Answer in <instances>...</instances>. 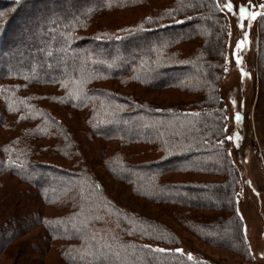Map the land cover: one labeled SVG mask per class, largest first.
Here are the masks:
<instances>
[{
  "label": "trees",
  "instance_id": "16d2710c",
  "mask_svg": "<svg viewBox=\"0 0 264 264\" xmlns=\"http://www.w3.org/2000/svg\"><path fill=\"white\" fill-rule=\"evenodd\" d=\"M159 1L0 0V186L4 176L27 186L23 198L13 200L22 212L4 223L0 244L5 248L32 226L41 227L33 242L20 243L29 264H43L50 247L59 264H224L193 249L177 253L179 233L111 197L82 153L93 148V163L136 196L168 204L186 232L214 243L203 232L220 235L227 226L234 246L226 248L245 262L256 260L243 229L241 175L231 156L232 145H247L239 97L246 89L253 93V82L233 93L240 120L232 116L230 132L224 125L221 81L231 12L217 0ZM261 5L264 0L257 9L245 7L259 17L256 116L264 92ZM120 13L133 18L118 24L114 16ZM255 18L240 20L253 26ZM20 26L23 36L15 38ZM48 57L54 61L49 68ZM112 84L170 88L193 98L167 105ZM233 135L239 139H229ZM177 171L220 181L166 178ZM204 202L218 212L200 213L211 209ZM42 205L58 213L42 211Z\"/></svg>",
  "mask_w": 264,
  "mask_h": 264
},
{
  "label": "rangeland",
  "instance_id": "374dc122",
  "mask_svg": "<svg viewBox=\"0 0 264 264\" xmlns=\"http://www.w3.org/2000/svg\"><path fill=\"white\" fill-rule=\"evenodd\" d=\"M171 0H160L159 2H170ZM220 6H223L224 3L231 2L233 4V11H231L230 20H232V32L230 30V35L226 45V55H225V65L224 73L221 81V90L226 94V106L227 114L224 116V125L228 129V132L235 127L234 122L232 121V116L237 113L235 112L237 107V101L233 104V93H235L237 88H240L241 91L249 87L250 84L254 85L253 93L249 94L247 89L245 90L246 94L239 97L240 103L243 101L245 104L242 109L243 112V124L242 130L243 135L245 136L247 142L246 146L242 148L239 144L232 145L231 147V156L236 163L239 173L241 175V193L239 199V210L242 213L243 218V229L246 234L247 242L249 243L251 251L256 254L255 261L245 262L240 259L236 254L230 251L226 246H234L231 243V235L229 234L230 228L225 227V231L219 235L216 233L203 232L210 241H215L210 243L208 240H203L198 238L182 229L177 222L175 221L174 214L170 211L168 204L155 203L152 200L136 196L132 193L129 187L121 182L120 180L114 178V175L106 170L102 164L93 163L90 159V155L93 152V149L84 150L82 153L86 157L87 164L96 172V175L102 180V184L108 190V194L117 199L121 205L133 210L138 213L146 215L148 218H152L154 222L163 223L168 226L175 232L179 233L181 237L178 246L183 251L197 250L204 256H208L212 259H219L221 263L224 264H264V92L263 95L259 98V115L256 116L254 113V103L257 99V94L259 91L260 78H259V68L257 64V54H258V42H259V30H258V15L254 19L252 26V21H249L250 24H242L237 13V7H251L254 9L258 7V1L262 0H217ZM153 2V1H152ZM5 7H0V10ZM50 14L56 16L57 11H49ZM129 14V13H128ZM126 14H118L115 17L116 23H124L133 18ZM258 17V18H257ZM114 22V21H113ZM245 22V21H243ZM247 22V21H246ZM22 26L18 30L14 29L15 38H19L23 32ZM250 31V35L248 34ZM48 32V31H47ZM247 33V40L240 49H236V42L238 40L244 39V34ZM23 36V35H22ZM26 37V35H25ZM23 37V38H25ZM25 40V39H23ZM39 45V44H38ZM186 50L190 46H184ZM37 49H40V45L37 46ZM236 53L240 57V63H236L235 56L233 53ZM117 59H122L117 56ZM1 59V57H0ZM4 60V59H2ZM1 60V61H2ZM46 66L49 68V65L54 64V61L48 57L45 60ZM6 64V63H4ZM227 69V71H225ZM241 69L244 72H247V76H242ZM264 85V80H263ZM113 88L120 89L117 85L112 84ZM249 89V88H248ZM122 91L136 90L140 96L146 100H152L157 103L164 104H178L177 99L186 98L187 101L193 97L188 98V96L183 95L180 91L164 88L161 90L148 91L136 86H130L126 89H120ZM239 94V93H238ZM237 100V99H236ZM237 107V108H236ZM236 108V109H235ZM259 120L261 127L258 126ZM142 131V129H141ZM146 158L145 156L138 158V160ZM137 160V161H138ZM47 180L50 179L46 175ZM165 178V176H164ZM166 178L171 180L181 181L182 183H196L195 179H207L212 181H220V178L217 175H201L189 171H177L174 173H169L166 175ZM40 180H38L39 182ZM27 186L23 182H18L15 178L11 176H4L1 179L0 186V237L4 235L3 226L5 222H13L12 218L16 213H21L20 206L14 204L13 200L19 202L20 198H23V195L20 196V191H22ZM15 191L17 193H15ZM16 198V199H14ZM23 201V199H22ZM208 206H211V209L199 210L203 214H215L218 212V209L215 207L212 202H204ZM27 205V204H26ZM36 205V204H35ZM37 206V205H36ZM31 208V207H30ZM42 211H47V213L56 214L58 210L52 209V207H45L42 205L40 208ZM197 211V210H196ZM156 220V221H155ZM15 221V220H14ZM27 222L26 224H28ZM3 227V228H2ZM210 227H213L210 226ZM38 225L32 226L27 233H24L22 236H19L17 239L9 242L7 246L2 247L0 244V264H29V260L25 259V252L21 251L20 253V243L33 242L36 239V236L39 233L43 232L42 228ZM3 234V235H2ZM210 237V238H209ZM4 238V236H3ZM185 238L187 240H185ZM192 250V251H193ZM43 264H59V258L54 251V247L47 248L46 253L43 254ZM36 261H39V258H35Z\"/></svg>",
  "mask_w": 264,
  "mask_h": 264
},
{
  "label": "snow or ice",
  "instance_id": "6c2138e0",
  "mask_svg": "<svg viewBox=\"0 0 264 264\" xmlns=\"http://www.w3.org/2000/svg\"><path fill=\"white\" fill-rule=\"evenodd\" d=\"M222 7H223V9H227L229 12H231L233 10V4L231 2L224 3ZM261 7H264V5H261ZM238 11H239V18L240 19H244L246 16L247 17H250V18H255L258 15V13L256 11L249 12L243 6L239 7V10ZM99 38L100 37H97V39H99ZM117 39H119V37H117ZM246 40H247V33L244 34V39L243 40H238L236 42V49L238 50V49L242 48ZM233 55L235 56L236 63L239 64L240 63V57L238 55H236L235 52L233 53ZM225 71H227V69H225ZM241 74H242V76H247L248 75L247 72H244L243 71V69H241ZM233 104H235V101H233ZM234 119L237 120V121L240 120V113L239 112L235 113ZM229 139H236V140H238L239 137L233 135L232 137H229ZM218 143H219V141H218ZM158 250L159 251H163V249H158ZM175 251L177 253H179V252H181V249L180 248H176ZM188 258L189 259L192 258L190 254H189V257Z\"/></svg>",
  "mask_w": 264,
  "mask_h": 264
}]
</instances>
